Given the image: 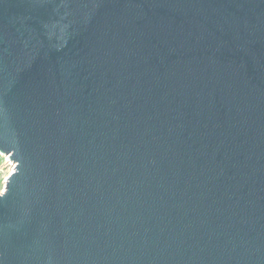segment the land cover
I'll list each match as a JSON object with an SVG mask.
<instances>
[{
    "label": "water",
    "instance_id": "water-1",
    "mask_svg": "<svg viewBox=\"0 0 264 264\" xmlns=\"http://www.w3.org/2000/svg\"><path fill=\"white\" fill-rule=\"evenodd\" d=\"M0 264H264V0H0Z\"/></svg>",
    "mask_w": 264,
    "mask_h": 264
},
{
    "label": "rangeland",
    "instance_id": "rangeland-1",
    "mask_svg": "<svg viewBox=\"0 0 264 264\" xmlns=\"http://www.w3.org/2000/svg\"><path fill=\"white\" fill-rule=\"evenodd\" d=\"M7 158L0 156V191L5 189L8 177L13 173V168L8 165Z\"/></svg>",
    "mask_w": 264,
    "mask_h": 264
},
{
    "label": "built area",
    "instance_id": "built-area-1",
    "mask_svg": "<svg viewBox=\"0 0 264 264\" xmlns=\"http://www.w3.org/2000/svg\"><path fill=\"white\" fill-rule=\"evenodd\" d=\"M7 161H8V159H7Z\"/></svg>",
    "mask_w": 264,
    "mask_h": 264
}]
</instances>
